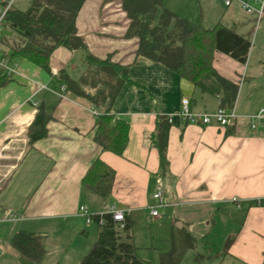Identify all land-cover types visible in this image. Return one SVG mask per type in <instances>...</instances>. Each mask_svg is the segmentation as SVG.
I'll return each mask as SVG.
<instances>
[{
  "label": "crops",
  "instance_id": "obj_1",
  "mask_svg": "<svg viewBox=\"0 0 264 264\" xmlns=\"http://www.w3.org/2000/svg\"><path fill=\"white\" fill-rule=\"evenodd\" d=\"M201 1L217 12L213 24L210 19L202 24V15L193 18L165 7L205 27H213L222 14L228 27L249 38L242 32L245 22L234 12L243 11L237 1L228 6L222 0ZM30 2L15 0L12 8L24 10ZM130 22L120 0H84L75 18L84 47H55L46 69L10 56L16 36L2 28L0 57L6 56L11 70L0 87V208L21 216L0 221L1 245L5 241L0 264H30L11 246L18 231L41 236L44 254L39 264H78L91 248L90 233L96 241L99 232L96 224L92 229L93 223L86 222L81 206L94 215L112 207L123 210L130 230L139 222L154 232L167 226L166 251L173 246V234L179 243L192 234L194 244L187 247L203 258L199 250L208 242L200 246L198 240L215 232L216 264H264V121L251 127L249 119L264 104L240 101L237 92L228 125L183 119L182 98L189 99L192 112L213 114L220 105L218 95L139 54L138 36L128 33ZM212 65L221 77L239 85L246 64L216 51ZM67 80L89 96L66 90ZM39 109L50 116L46 134L31 141L28 128ZM107 111L128 124L121 154L103 150L94 139L98 117ZM158 116L169 124L164 172L153 143ZM96 158L114 171L107 196L81 183ZM158 179L164 203L152 217ZM184 231L185 239L179 235ZM129 233L137 252L142 236Z\"/></svg>",
  "mask_w": 264,
  "mask_h": 264
},
{
  "label": "trees",
  "instance_id": "obj_2",
  "mask_svg": "<svg viewBox=\"0 0 264 264\" xmlns=\"http://www.w3.org/2000/svg\"><path fill=\"white\" fill-rule=\"evenodd\" d=\"M83 1L31 0L24 10L10 9L3 25L16 36L8 49L10 56L25 57L46 69L49 56L55 47H84L75 28V18ZM120 1L131 20L128 33L139 38V54L176 72L203 91L215 92L221 106L229 109L234 107L238 84L221 77L215 71L212 65L213 56L219 51L241 64H246L251 47L248 38L222 22L213 27H205L201 23L179 17L163 5V0ZM1 59L7 60L5 55ZM7 81V72L0 64V87ZM65 83L66 90L77 95H88L74 82L67 80ZM49 117L48 113L39 109L28 128L31 141L46 134L45 124ZM112 120L115 121L114 125H111ZM168 129L167 118L158 116L153 143L158 149L162 172L167 165ZM127 131V122L117 119L107 111L98 117L94 139L103 150L121 154L127 144ZM113 179V169L96 158L88 167L81 183L96 194L107 196ZM92 218L99 228L98 237L78 264H154L137 256L129 233L128 220L120 227L111 213L95 214ZM179 235L185 239L187 233L184 231ZM188 240L189 237L186 243H179L176 234H173V246L169 251L160 253V260L156 264H178L182 254L179 248H186L189 245ZM10 243L22 261L39 264L44 254L40 235L18 231L14 233Z\"/></svg>",
  "mask_w": 264,
  "mask_h": 264
},
{
  "label": "rangeland",
  "instance_id": "obj_3",
  "mask_svg": "<svg viewBox=\"0 0 264 264\" xmlns=\"http://www.w3.org/2000/svg\"><path fill=\"white\" fill-rule=\"evenodd\" d=\"M163 5H168L170 6L169 8H174L175 10L193 18H198L200 15H202V24H206L205 20L208 22L209 19L210 23L215 22L211 19L217 16V12L213 11L212 7H206L201 0H164ZM234 12L236 13L239 20L245 22L246 27L242 32L247 37H249L248 39L251 42L250 51L245 65V71L238 85V96L240 95V101H242L243 99H253L258 104H264V16H262V18L257 22L256 16L253 14L246 13L245 11H241L237 8ZM218 21L224 24H228L226 16L223 17L222 14H219ZM249 119L251 120L250 117ZM92 223V229H96L93 220ZM131 231L135 232V236H137V234L142 236L141 239L143 240L140 245H137L136 254L140 258H146L154 264L158 263L160 260V253L158 251H160L161 253L164 251L166 252L167 245L169 243V231L167 230V226L166 229L163 228L160 231L154 232L155 230L152 228V226L150 227L143 224L142 222H139L135 226H133L129 232ZM151 236L153 237L151 238ZM88 238H90L89 242L93 245V242L95 240L94 236H92V233H90V237ZM193 238L194 237L191 234L188 242H193L194 244ZM206 241L208 242V245L203 247L204 249L199 250V253L205 254V257L202 258L198 253L195 254L194 252H192L193 250H189L188 247L184 249L179 248L182 251V255L178 264H198L199 262L207 263L209 261L210 262L208 264L218 263L219 256L217 257V259H215L217 245L219 243V239L216 237V233L211 232L209 235H206L204 238H200L198 240V242H200V246L203 242ZM3 242L4 245L5 241ZM138 243L139 242L136 241V244ZM213 244L216 247H213ZM3 245H1L2 249ZM196 255L197 258H195ZM208 255H210L211 257H208ZM206 259H208V261H206Z\"/></svg>",
  "mask_w": 264,
  "mask_h": 264
},
{
  "label": "built area",
  "instance_id": "obj_4",
  "mask_svg": "<svg viewBox=\"0 0 264 264\" xmlns=\"http://www.w3.org/2000/svg\"><path fill=\"white\" fill-rule=\"evenodd\" d=\"M15 0H1L0 4V33L2 31L5 17L7 12L12 9L13 2ZM225 6L230 5L233 1H237L240 8L245 11L246 13H253L256 16L257 22L262 17L264 13V0H222ZM257 6V7H256ZM0 64L5 68L6 72H10V67L8 66V61L5 59L0 60ZM179 114L183 117V119L194 122L197 117H200L202 123L208 124L211 122V120H214L216 123H218L220 126H226L229 124L230 119L234 116V109L233 108H225L221 105L216 109V111L213 114H197L191 111L190 109V101L188 98H182L180 103V110ZM251 118V127H255L256 123L264 121V108H261L258 113H256L253 116H250ZM158 187L155 193L153 194V197L157 201V205L151 207L150 214L152 217H155L158 215L157 207L159 205H162L164 203L163 196H162V181L161 179L157 180ZM81 213L85 216L86 222H92L93 218L92 214L85 206L80 207ZM108 213H111L112 218L119 222L121 226H123L124 220H125V213L123 210H118L112 207ZM20 214L16 213L14 211H2L0 208V221H11L16 220L20 218ZM99 223H102V219L99 220ZM2 252L1 247V239H0V254Z\"/></svg>",
  "mask_w": 264,
  "mask_h": 264
}]
</instances>
